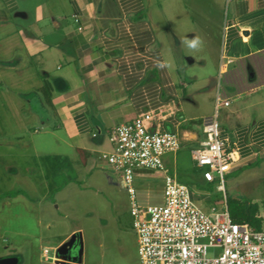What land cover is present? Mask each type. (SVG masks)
I'll use <instances>...</instances> for the list:
<instances>
[{
    "label": "crops",
    "instance_id": "0c3cea01",
    "mask_svg": "<svg viewBox=\"0 0 264 264\" xmlns=\"http://www.w3.org/2000/svg\"><path fill=\"white\" fill-rule=\"evenodd\" d=\"M153 2L0 0V26L9 29L0 39L8 46L0 70L10 72L13 85L8 88H19L16 80L23 86L18 98L6 104L27 128L23 105L34 97L31 122L40 121L35 132L42 130L52 143L46 174H39L36 165L18 174L38 202L35 259L26 264H126L131 255L140 264L127 194L102 154L111 149L109 133L140 113L143 90L160 102L143 110L146 127L179 136V151L163 157L169 174L177 176L184 153L194 162L192 152L204 139L217 94L229 100L217 111V120L238 159L228 174L264 166V0L165 1L166 11ZM153 9L162 19L161 45ZM122 20L131 29L136 54L131 36L119 29ZM179 21L188 29L174 35L172 23ZM195 37L200 47L188 48L184 41ZM28 147L26 142L23 149ZM38 150L47 152L42 146ZM40 184L43 195L36 187ZM133 185L140 204L162 203V173L139 171ZM187 186L202 212L227 208L228 196L215 200L199 185ZM217 190L224 192V185ZM92 217L94 225L88 223ZM107 221L113 227L108 238L120 244L123 257L118 249L113 255L103 250ZM89 229L98 235L99 252L90 255L87 245L73 252L77 240H87Z\"/></svg>",
    "mask_w": 264,
    "mask_h": 264
},
{
    "label": "built area",
    "instance_id": "2783aa9c",
    "mask_svg": "<svg viewBox=\"0 0 264 264\" xmlns=\"http://www.w3.org/2000/svg\"><path fill=\"white\" fill-rule=\"evenodd\" d=\"M232 0H227L230 2ZM75 21L77 17L75 16ZM125 20L119 22L123 33H131ZM81 30V27H78ZM121 32V34H123ZM135 46L134 54L138 49ZM123 57H127L123 54ZM140 113L130 122L116 126L109 133L110 151L102 158L118 179L129 200V213L137 238L140 264H264V228L256 230L247 223H236L227 208L202 212L193 202L187 185L177 181L164 166L163 157L180 149L176 132L146 127L143 110L159 105L142 91ZM229 100L217 94L214 114L203 127L204 139L193 150L196 166L203 169L207 182L218 180L222 189L224 176L238 161L237 152L229 146V138L220 128L217 111L228 107ZM153 171L163 174V201L160 205H142L137 200L133 182L137 172ZM264 219V205L262 209ZM210 248L220 249L209 257ZM46 254L47 250H43Z\"/></svg>",
    "mask_w": 264,
    "mask_h": 264
},
{
    "label": "rangeland",
    "instance_id": "374dc122",
    "mask_svg": "<svg viewBox=\"0 0 264 264\" xmlns=\"http://www.w3.org/2000/svg\"><path fill=\"white\" fill-rule=\"evenodd\" d=\"M165 1H169V4H171L173 3L172 1L177 2L178 0H155L153 6L161 4L166 11ZM144 2L148 5L152 0H144ZM165 17L167 18V16ZM152 19L158 25L156 38L158 45H161V39L164 38L162 37L164 28L161 24V16L158 15L155 9L152 10ZM172 24L175 29L171 30V33L174 35L182 34V32L188 29L186 22L181 23L179 21L178 23L173 22ZM8 30L7 25H4L3 29L0 26V39L3 38L4 34H7ZM7 49V43L2 41L0 43V57H6L8 55ZM8 73L10 72L7 70H0V196L5 193H13L14 195L4 196L0 199V258L16 257L18 264H26L27 259H35L34 236L36 235V227L33 211L38 202L32 200L33 196L27 189L26 180L18 177V174H26L33 165L37 166L36 171L40 172L39 174H46V162L48 159L46 160L45 156L49 155V151H52V143L47 136L43 135L42 130L35 132V127H38L41 122H34L36 124L31 122L33 117L29 114L31 113L29 110H34V107L37 108L34 104V97H26L30 104L27 102V104L23 105L24 109L27 110L24 125L27 128L21 127L20 124L23 121L18 122L12 110L8 109L6 103L11 99H17V93L19 91L21 92V87H23L22 83L16 80L20 90L19 88H8L9 83L11 86L13 85ZM21 104L22 102H18L19 106ZM30 123L34 125V128H29L28 130ZM24 129H26V132ZM26 142L29 143V147L23 149ZM40 145L47 152L44 153L38 150L41 149ZM180 162L183 168L181 167L177 176H175L177 181L186 185L195 183L210 193L211 197L215 200H221L222 197L228 196L229 198H239L244 201L264 202V166L249 168L231 175L226 174L223 182L224 192L221 193L217 190L218 180L209 182L208 185L203 183V169L196 166V163L193 162L188 153L183 154ZM36 187L38 188V193L43 195L46 190L44 185L40 184ZM19 191H22V193L19 194ZM31 207L33 208L31 209ZM93 218L88 220L89 224L94 225L95 220ZM107 222L105 223L107 224ZM109 230L113 231V227L111 225L109 226L108 222V227L105 230L107 234H104L107 241L104 240L102 242L104 246L103 250L107 254L113 255V251L118 249V252H121V256L123 257L124 250L120 248V244L109 240ZM85 235L87 240L83 237L78 243L80 250L84 251L87 245V250L90 255L97 254L100 249L98 247V241L95 240L98 236L96 231L92 232L91 229L86 230ZM219 253L220 249L218 248H210L208 250L209 257L217 256ZM127 256L128 254H126ZM111 258L107 257V259ZM126 264H134L132 255L128 257Z\"/></svg>",
    "mask_w": 264,
    "mask_h": 264
},
{
    "label": "trees",
    "instance_id": "16d2710c",
    "mask_svg": "<svg viewBox=\"0 0 264 264\" xmlns=\"http://www.w3.org/2000/svg\"><path fill=\"white\" fill-rule=\"evenodd\" d=\"M14 195L13 193H5L0 196ZM227 210L233 222L247 223L256 230H262L264 228V219L262 216L263 206L247 200L244 201L239 198H227L226 199Z\"/></svg>",
    "mask_w": 264,
    "mask_h": 264
},
{
    "label": "water",
    "instance_id": "95a60500",
    "mask_svg": "<svg viewBox=\"0 0 264 264\" xmlns=\"http://www.w3.org/2000/svg\"><path fill=\"white\" fill-rule=\"evenodd\" d=\"M78 240L75 242L74 244V247H73V252L75 250H77V247H78ZM70 258L74 260V255L73 253L70 255ZM17 263V259L16 258H3V259H0V264H16Z\"/></svg>",
    "mask_w": 264,
    "mask_h": 264
},
{
    "label": "clouds",
    "instance_id": "9594fccd",
    "mask_svg": "<svg viewBox=\"0 0 264 264\" xmlns=\"http://www.w3.org/2000/svg\"><path fill=\"white\" fill-rule=\"evenodd\" d=\"M185 45L188 47V48H191V49H195V48H198L200 47L201 45V41L198 37H195L193 39H186L184 41Z\"/></svg>",
    "mask_w": 264,
    "mask_h": 264
}]
</instances>
